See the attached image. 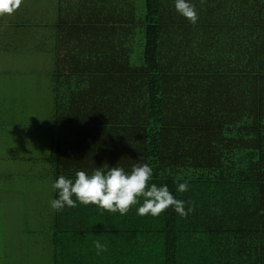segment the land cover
Instances as JSON below:
<instances>
[{"label": "trees", "instance_id": "16d2710c", "mask_svg": "<svg viewBox=\"0 0 264 264\" xmlns=\"http://www.w3.org/2000/svg\"><path fill=\"white\" fill-rule=\"evenodd\" d=\"M137 1L95 0L59 25L60 43L94 52L57 47L43 161L55 180L143 160L193 211H53L52 264H264V0H192L195 23L173 0Z\"/></svg>", "mask_w": 264, "mask_h": 264}, {"label": "rangeland", "instance_id": "374dc122", "mask_svg": "<svg viewBox=\"0 0 264 264\" xmlns=\"http://www.w3.org/2000/svg\"><path fill=\"white\" fill-rule=\"evenodd\" d=\"M142 2L137 1L139 5ZM16 57L15 67L21 71V66L16 64L25 62V66L31 67L32 58L43 63L44 71L53 63L50 57H38L36 53L31 57L27 51ZM21 78L18 77L19 81L8 79L7 82H24L26 86L23 95L19 97L25 104L16 105L21 116L16 117L20 120L19 124L5 125L3 132L0 130V145L3 144L0 150L10 149L0 151L4 156L0 160V262L52 264L50 228L53 210L49 201L53 198V177L49 164L43 161V157L49 153L51 94L45 85L47 83L40 85L41 82L31 75L25 81ZM4 99L7 100L6 97ZM15 156H24L26 159L12 160ZM36 209L44 218L36 217ZM8 243H12V256L3 259Z\"/></svg>", "mask_w": 264, "mask_h": 264}, {"label": "crops", "instance_id": "0c3cea01", "mask_svg": "<svg viewBox=\"0 0 264 264\" xmlns=\"http://www.w3.org/2000/svg\"><path fill=\"white\" fill-rule=\"evenodd\" d=\"M102 1V0H101ZM108 4V0H105ZM110 1V0H109ZM105 3V4H106ZM90 5L97 8L95 0H21V4L11 15L0 16V130L5 128V125L13 126L19 124L20 120L16 117H21L19 109L16 105H24V100L19 97L26 89L25 83H7L9 80L19 81L18 77L23 76L22 81H25L29 75L48 86V93L51 94V79L49 73L55 68V55L57 47L61 40L59 35V25H64L76 22L82 18L81 12H84V7ZM87 6V7H90ZM25 9V10H22ZM32 9V10H31ZM99 9V6H98ZM98 10H96L95 15ZM94 23H97L94 21ZM94 39L97 36L92 34ZM70 35L61 41L66 49L65 52L71 55L93 54L94 48L80 44L66 47ZM46 40V41H44ZM51 40V44L49 41ZM58 43V44H57ZM60 43V44H61ZM82 48V49H81ZM30 52L31 57L36 53L38 57H50L51 67L47 71L43 69V63L36 59H31V67L25 66V62L16 64L21 66L22 71L15 67L17 54L21 52ZM39 62V64H38ZM45 72V73H44ZM6 97L7 100L4 99ZM52 101V98H50ZM16 108V109H15ZM31 115V114H30ZM30 117V116H29ZM3 147V144L0 145ZM0 151H10L2 150ZM4 156L0 153V160ZM26 159L24 156H15L12 160Z\"/></svg>", "mask_w": 264, "mask_h": 264}, {"label": "clouds", "instance_id": "9594fccd", "mask_svg": "<svg viewBox=\"0 0 264 264\" xmlns=\"http://www.w3.org/2000/svg\"><path fill=\"white\" fill-rule=\"evenodd\" d=\"M21 4V0H0V16L11 15ZM178 14L191 23L197 20V11L192 0H173ZM153 169L143 160L126 171L118 163L109 166L104 163L91 172L76 170L73 177L59 175L51 183L54 197L49 201L50 208L59 212L65 207H75L77 202L83 205L93 204L98 209L126 214L130 207L136 205L137 215L158 216L169 207L180 216L193 211L191 204L185 207V201L177 199L167 184L157 185L151 182ZM188 181L178 183L177 192H185ZM75 199H74V198ZM96 255H101L106 246L99 240H93Z\"/></svg>", "mask_w": 264, "mask_h": 264}]
</instances>
